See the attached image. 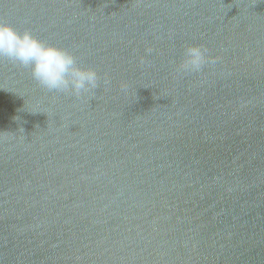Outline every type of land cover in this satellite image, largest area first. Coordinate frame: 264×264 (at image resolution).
<instances>
[{"label":"water","instance_id":"1","mask_svg":"<svg viewBox=\"0 0 264 264\" xmlns=\"http://www.w3.org/2000/svg\"><path fill=\"white\" fill-rule=\"evenodd\" d=\"M0 20L99 76L76 97L0 56V264H264V0H0ZM189 45L219 59L178 74Z\"/></svg>","mask_w":264,"mask_h":264},{"label":"clouds","instance_id":"2","mask_svg":"<svg viewBox=\"0 0 264 264\" xmlns=\"http://www.w3.org/2000/svg\"><path fill=\"white\" fill-rule=\"evenodd\" d=\"M151 52V48L146 49L147 54ZM0 56L30 67L33 78L50 91L85 97L99 86L97 71L79 66L70 51L45 43L28 30L19 32L3 20H0ZM218 59L210 57L202 46L189 45L184 48L176 72L200 73L206 65H214ZM121 87L126 90L127 85Z\"/></svg>","mask_w":264,"mask_h":264}]
</instances>
